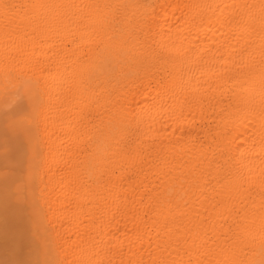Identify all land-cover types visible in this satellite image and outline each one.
Instances as JSON below:
<instances>
[{"label":"bare ground","instance_id":"1","mask_svg":"<svg viewBox=\"0 0 264 264\" xmlns=\"http://www.w3.org/2000/svg\"><path fill=\"white\" fill-rule=\"evenodd\" d=\"M1 167L26 264H264V0H0Z\"/></svg>","mask_w":264,"mask_h":264},{"label":"rangeland","instance_id":"2","mask_svg":"<svg viewBox=\"0 0 264 264\" xmlns=\"http://www.w3.org/2000/svg\"><path fill=\"white\" fill-rule=\"evenodd\" d=\"M9 111H11L10 108H9V109L7 108V110L5 109V111H3V112L6 114V113H9ZM1 169H2V171H1ZM0 171H1V172H0V175L3 174V175H2L3 177H8V175H10V174L12 173V170H11L10 168H7V167H1V168H0ZM10 182H11V181H10ZM1 183L3 184V182L0 181V185L3 186ZM2 189H4V188H3V187H2V188L0 187V190H2ZM10 189H11V188H10ZM15 189H16V188H15ZM2 191L4 192L5 190H2ZM9 191H10V190H8L7 192H4V193H3V192H2V193L0 192V198H2V199H7V201H8L9 198L11 199L13 196L11 197L12 194H11V192H9ZM1 194H2V195H1ZM13 194H14V192H13ZM10 199H9V200H10ZM10 202H11V200H10ZM8 203H9V202H8ZM18 207H19V206H17V208H18ZM17 208H15V209H17ZM18 209H19V208H18ZM18 209H17V211H19ZM17 211L15 210V212H17ZM14 220H15V219H14ZM21 220H22V221H21ZM21 220L17 219V222H18V221L21 222V225H20L19 222H18L19 224H18V223L16 224V221L14 222V225L16 224L17 226L12 225L13 223L11 224V222H13V221H11V222L9 223V224H10L9 227L11 226L12 228H10V229L15 233L16 231L14 230V228H15V227H18L20 230H19L18 228H15V229L19 230L20 233H21V231H22L23 234H24L25 231H26L27 233H29L28 230H27L25 227H23V225H22L23 223L25 224V222H23L24 220H23L22 218H21ZM21 226H22V227H21ZM21 228H22V230H21ZM24 228H25V231H24ZM19 231H18V232H19ZM13 232H11V234L14 235ZM18 232H16V234H17ZM20 233H18V236H19ZM22 233H21V235H22ZM13 235H11L13 239L10 238V239L14 240L13 242H11L12 240H10V241H5V240H3V241H5V242H2V243H1V248H2V246H3L4 244H5V246H4L2 249H0V251L2 250V252H0V254L2 253V254H1V255H2V258H1V259H2V260L0 261V264H1V263H2V264H5V263L8 264V263H9V260L12 261V264H13L14 261H15V262H14L15 264H16V263L26 264V263H24L25 260H26V262L30 263V262H29L30 258H29V260H28V258H27V257H30V256H26V255H25L28 251L31 250V249H30V247H31V246H30V240H27V239L25 238V236H23V238H25V239L23 240V238H22L21 235H20L21 238H20V241H19L18 239L16 240L15 235H14V236H13ZM25 235H26V234H25ZM26 237H27V236H26ZM18 238H19V237H18ZM8 240H9V239H8ZM21 240H23L24 242H22ZM26 241H27V242H26ZM10 242H11V245H10V244L8 245L7 243H10ZM21 242H22V243H21ZM12 243H13V246H12ZM25 243H26V244H25ZM28 243H29V244H28ZM16 244L19 245V249H18V252H19V253L17 252V249H16V248H18V245H16ZM20 244H22V245H20ZM27 244H28V245H27ZM6 246H8V248L10 247V249H8ZM16 246H17V247H16ZM29 246H30V247H29ZM14 247H16V248H14ZM28 247H29V248H28ZM4 248H7V249H4ZM12 248H13V249H12ZM14 249H15V253L17 252V254L14 253V254H15L14 256L16 257V260H15V259L13 260V257H14L13 255H12V257H11V256H10L11 254H8V252L10 253V251H11V252H14V251H13ZM25 249L27 250V252H26ZM29 249H30V250H29ZM20 250H21V251H20ZM4 251H5V252H4ZM6 251H7V252H6ZM3 252H4V253H3ZM30 252H32V251H30ZM5 253H6V254H5ZM28 253H29V252H28ZM12 254H13V253H12ZM30 254H31V253H30ZM27 255H28V254H27ZM31 255H32V254H31ZM8 256H10V259H9ZM25 256H26L27 259L25 258ZM15 257H14V258H15ZM23 259H25V260L23 261ZM7 260H8V261H7ZM4 261H5V262H4ZM6 261H7V262H6Z\"/></svg>","mask_w":264,"mask_h":264}]
</instances>
